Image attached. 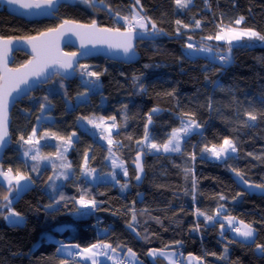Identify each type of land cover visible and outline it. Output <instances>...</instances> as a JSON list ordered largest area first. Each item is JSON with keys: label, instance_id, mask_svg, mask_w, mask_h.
<instances>
[{"label": "trees", "instance_id": "1", "mask_svg": "<svg viewBox=\"0 0 264 264\" xmlns=\"http://www.w3.org/2000/svg\"><path fill=\"white\" fill-rule=\"evenodd\" d=\"M95 1L82 4L67 0L50 20L26 21L5 8L0 11V37L12 40L38 35L65 19L82 24L95 20L100 27L124 30L119 17L130 16L134 7L150 17L158 30L150 33L149 24L147 38L136 44L140 59L134 64L103 58L80 64L99 73L101 89L90 94L87 102L70 110L66 107V100L73 101L87 90L82 85L85 76L79 75L78 67L76 78L66 81L55 76L14 105L10 143L0 170L12 168L15 174L19 169L31 177V184L14 198L15 190L9 192V187L0 183V264H61L62 260L85 264L75 257L60 256L59 243L45 241L47 233L61 243L82 248L99 242L121 251L132 249L145 264H167L162 258L149 259L154 249L196 257L203 264H264V255L256 249V244L264 245V197L246 194L233 180L236 169L249 184L264 186V42L228 46L207 39L222 27L250 28L264 34V0H191L186 8H179L175 0H140V5L135 0ZM241 16L243 23L235 25ZM196 21H200L199 27ZM189 43L220 52L228 50L229 56L219 54V61L189 59L183 53ZM65 50L74 51L69 47ZM222 55L226 61L220 59ZM28 60L25 53L15 52L10 66L18 68ZM53 82L52 91L47 92ZM42 103L50 105L45 115L51 120L40 125L39 133L65 138L77 135L68 153L73 177L60 187L65 199L59 204L55 203L59 197L45 191L53 171L44 168L34 174L32 162L21 155L24 142L20 137L27 139L32 133ZM248 112L257 119L250 120ZM150 114V140L157 144L167 142L172 130L189 119L185 114H190L202 130L184 140L177 153H149L141 143ZM111 117H115L117 127L112 148L128 169L127 180H122L127 185L123 193L111 183L92 185L80 177L85 153L89 169L108 167L107 149L78 127V119ZM225 138L235 144L234 155L220 161L203 156L205 147L219 146ZM45 151L53 153L54 148ZM140 152L145 154V175L136 186L130 163ZM82 189L97 201V206L86 216L75 218L73 214L79 210L75 199ZM5 195L12 201L11 208L23 218L21 225L6 223ZM197 209L214 217L219 210L221 219L230 215L250 224L254 242L237 240L224 221H207ZM221 223L225 228L221 229ZM61 227L65 229L60 231ZM39 240L41 243L34 248Z\"/></svg>", "mask_w": 264, "mask_h": 264}, {"label": "snow or ice", "instance_id": "2", "mask_svg": "<svg viewBox=\"0 0 264 264\" xmlns=\"http://www.w3.org/2000/svg\"><path fill=\"white\" fill-rule=\"evenodd\" d=\"M4 3L8 5H18L22 9H45L51 10L47 11L46 14H51L52 11L57 10L56 5L59 0H3ZM84 4H90V0H81ZM176 5L179 8H186L191 0H175ZM136 5H140V0H135ZM142 7V6H141ZM119 17V14H117ZM124 21V30L121 31L120 28H107L100 27L97 25V22L93 20L90 24H81L73 20L65 19L60 23L57 27L48 28L46 31L40 32L35 36L25 37L28 43L32 46V51L35 54L32 60H29L26 64L18 67V68H9L8 67V56L11 51L12 38L0 37V146L6 141V138L9 136L8 132V112L10 105V98L13 96V93H18L21 90V85H27L29 83V78H36L39 80L42 77H47V72L50 68L58 67V69H63L66 73L68 70L75 71V65L77 63L76 57L79 55L76 52L64 53L61 51L59 47V39L65 35L66 33H72L76 35L81 42V47L84 48L87 45H107L109 49H117L122 50L123 53L129 54L133 51V40L137 36V29L141 30L143 34H147L149 32V24L151 25L152 30H157V25L155 22L151 21L150 17H145L141 15L140 11H136L135 7L131 11L130 16L119 17ZM244 17L241 16L234 21V24L239 26L243 23ZM177 25L181 24V21H176ZM196 26H200V21H196ZM185 28L188 25H184ZM158 31V30H157ZM179 31V29H178ZM248 40H258L264 42V34L259 31L250 29V28H239V27H229L227 29L221 28L220 32L217 33L214 37L209 36L207 39L218 40V41H226L229 45L233 42L241 41L244 39ZM191 39V38H189ZM189 49L193 48V45L189 43L187 45ZM200 51H210L207 47H202ZM221 60H226L227 58L224 56L220 57ZM81 69V76H89L96 77L99 79V73L89 71L88 65H79ZM56 74H59L57 71ZM50 78V77H47ZM46 82V80H45ZM47 101V97L44 98ZM46 105L41 104L40 108L43 111ZM153 112L158 111L157 109H153ZM189 116V119L185 122L182 121V126L180 128H176L172 130L170 138L167 142L163 144H157L155 142L148 143L147 146L149 149H155L156 151H160L163 149L164 152H179L181 151V140L184 136H187L193 128H199L200 125L195 121V119L191 118L190 114H185ZM250 120H256L257 116L251 112L246 113ZM87 119V118H82ZM113 121L115 117H111ZM148 122H152L151 114L148 117ZM88 123L93 124L96 128H103V118H100V122L97 123L92 119L88 120ZM116 125L113 124L111 127L105 128L104 130L108 133V135L103 136V139L108 141L109 145L113 144V140L111 138V130ZM75 135V133H73ZM52 136L63 142L64 145H71L72 139L71 137H57L56 133L45 132L43 137ZM36 137V129L32 130V133L25 139L24 136L20 137V140L28 145H38L39 140L35 139ZM149 135L147 131V126L145 128V136L144 142H148ZM67 147L63 148L61 151V147H57V151L54 154H49L47 156H43L40 154L39 149L35 150V154L31 155V160L33 161H51V160H59L61 163L59 165L60 168L65 170L71 169V164L65 161L64 153L67 152ZM204 152L210 153L216 159H220L222 157H227L229 152L235 153L237 148L232 140L225 138L223 143L219 146L212 145L210 148L205 147L203 149ZM31 149L29 151L24 152V156L28 157L30 155ZM109 152H111V147L109 148ZM192 159H195V155L193 154ZM113 167L123 168L124 165L117 164L115 160H113ZM37 166H33V171H36ZM56 164L53 163V169L55 170ZM136 168L138 170L135 179L139 181L141 179L140 173L143 172L142 164L140 163V155H137L136 158ZM238 177L243 180L242 174L233 169ZM94 172V169H89L87 167V153H85V161L83 165V174L91 175ZM124 175L127 176V169H124ZM0 176L7 181L9 187V192L15 188L19 191L22 187L23 182H30L31 177L21 172L19 169L16 170L15 174H13V169L8 168L7 171L0 170ZM63 177L67 180L69 177L67 172H60L59 175L55 176V179L58 180ZM115 178V177H113ZM49 181L51 182V186L55 191V180L53 177H49ZM243 183L247 184L248 181L244 180ZM195 185V181H193ZM122 188L127 187L126 184L121 185ZM264 187V186H257ZM59 194V193H58ZM65 197L63 194H59V200H56L55 203L59 204L60 201L64 200ZM75 199V198H74ZM220 199H224L223 196ZM3 200L5 204L3 207L8 209L9 215L6 216V219L13 224H18L23 218L17 212H15L11 208V201L8 195L3 196ZM75 203L78 204L81 208H96L97 201L94 198H89V193L86 190H81V195L78 199H75ZM49 208L53 207V205H49ZM197 214L205 217L207 221H213L215 219L212 215H206L204 212H201L197 209ZM221 213L218 210L216 215L219 216ZM133 220L136 219L135 215L132 217ZM224 220L227 221V226L231 228L239 237H242L245 241L253 238L254 229L250 224H245L243 221H238L239 226H233L234 222H237V218L233 216H224ZM131 227V225H129ZM221 229L225 228V224H220ZM254 242V241H253ZM73 249L76 251L73 252ZM112 248V245L107 243H94L88 247H81L78 244L75 245H64L61 244L57 249L58 253H66L69 257H80L85 264H98V260L96 259L99 256H106L107 250ZM257 251L264 255V245L256 244ZM128 252L131 253L133 257H135V253L132 252V249H128ZM157 254L163 256L165 253L162 250H151L149 252L150 256H156ZM111 259V257H108ZM169 259V264H174L171 260V256L167 257ZM192 259H198L196 257H192ZM61 264H69V261L62 260ZM75 264V261L72 262Z\"/></svg>", "mask_w": 264, "mask_h": 264}, {"label": "rangeland", "instance_id": "3", "mask_svg": "<svg viewBox=\"0 0 264 264\" xmlns=\"http://www.w3.org/2000/svg\"><path fill=\"white\" fill-rule=\"evenodd\" d=\"M69 1L71 3H82V4H84L83 2H81V0H69ZM92 2H93V4H96V1L95 0H92ZM122 25L124 26V21L122 22ZM225 29H227V28H225ZM137 30L138 31H141L139 29H137ZM214 41L216 43L224 44V45H228V46L241 45V44H244L245 41H250L253 44L254 43L257 44V43L260 42L258 40H248L246 38L244 40H241V41L233 42L231 45H229L226 41H222V40L221 41H218V40H215L214 39ZM192 45H193V48H191V49H189L187 46L183 49L184 55L187 58H189V59H194V58L202 57V58H206V59H208L210 61H214V60H218V55L219 54H226L227 56H229V51L228 50H226L225 52H220V51L215 50L214 48H212L210 46H206V45H194V44H192ZM202 47H207L208 49H210V51H200V49ZM82 65H86V64H82ZM78 71L81 72V69L79 68ZM79 75L81 76L80 73H79ZM83 80H84V82L82 81V85L84 87H86L87 90L83 94L76 95L74 97L73 101L66 100V107H67L68 110L74 108L79 103H85V102H87L89 100V95L90 94L96 93V92H98L101 89L100 82H99V80L96 79V77H89V76H86L85 75V77H83ZM53 86H54V82L53 83H50L47 92L52 91ZM61 86H63V85H61ZM45 105H46L45 109L43 111L41 110L40 117H39V119L37 120V122L34 125V128L36 129V137H35V139L39 140V144L38 145H28V144H25L24 143V147L22 148L23 151L21 152V155H22L23 159H25L26 161L32 162V163H30L32 169H33V166L34 165L37 166L36 171H33L34 174H38L44 168H49V169H51L53 171L51 177H53V179L55 180V191L53 190V187L51 186V182L50 181L45 186V191L51 197L57 198V197H59V194H60V191H59L60 187H62L66 183V181H68L69 179H71L73 177V170H72V168L70 170H65V169L60 168L59 165H60L61 162L59 160L33 161V160H31L30 157H31V155L35 154V150L37 148L39 149L40 154L43 155V156H47L49 154H53V156H54V154L57 151V147L58 146L61 147V151H63V148L64 147H67L68 150H67V152L64 153V156H65V161L69 163V161H68V153H69V151H70V149H71L74 141H76L77 135L76 134L75 135L72 134L70 136L71 139H72L71 145H64L62 141H60V140H58L56 138H53L52 136H48V137L41 138V137H43L44 132L43 133H39L40 125L43 122H49L51 120V117L50 116L45 115V112L50 109V105L49 104H45ZM88 120L89 119L79 118L78 121H77V125H78V127L82 131H85V132L89 133L95 140H97L98 142H100L102 145L105 146V148L107 149V155H106V159H105V164L108 167V169H105V170L95 169L94 172L91 173V175H84L83 174V165H84V162H83V165H82V168H81L80 177L82 179L86 180L87 182H89L92 185H96V184H99V183H111L112 185H114L116 187H119L120 192L123 193L125 191L126 187L125 188H122L121 185L124 184L123 181H126L127 178H128V175L127 176L124 175V169H127V167H126V164L120 159V157L117 156L116 153H114L113 148H112V145L115 144L112 136L116 133L117 127L115 126L111 130V138L113 140V144L112 145H109L108 144V141L106 139H103L102 138L103 136L108 135V133L104 129L105 128H108V127H111L113 124L116 125V123L112 119H108V120L103 119L104 127L103 128H96V127L93 126V124L88 123ZM92 120H94L97 123L100 122V119H98V118L92 119ZM187 120L188 119H184L183 121L186 122ZM181 126H182V123L179 126V128ZM149 130H150V123L148 122L147 131H148V135H149V140H148V142H144V139H143V141L141 143V148L143 150H145V151H147L149 153H164V154L177 153V152H167L166 153V152L163 151V149H161L160 151H156L155 149H149L148 146H147V144L148 143H152L151 140H150ZM201 130H202L201 126L199 128H193L192 131L187 136H184L182 138V140H181V147H182V143H183L184 140H186L192 134L200 133ZM48 147H53L54 148V152L53 153H47L45 151V149L48 148ZM110 147H111V152H109V148ZM29 149H31L30 155L28 157H25L24 156V152L25 151H29ZM234 154L235 153L229 152V154L227 155V157H229L231 155H234ZM203 156L205 158H207V159L214 160V161H220V160H222V159L225 158V157H222L220 159H216L215 157H213L208 152H203ZM113 160H115L117 164H121L122 163L124 165V167L123 168H120V167L114 168L113 167ZM53 163L56 164L55 170L53 169ZM64 171L67 172V175H68L69 178L67 180H65L63 177H61L60 179L56 180L55 179V176L56 175H59L60 172H64ZM127 172H128V169H127ZM113 177H115V178H113ZM1 180H2L3 183H5V184L8 185L7 181H5L2 176H0V181ZM30 184H31V182H23L22 187H21V189L19 191H17L16 189L13 188V190H15V192H13L14 198L18 197L21 193H23L24 191H26L30 187ZM11 203H12V201H11ZM78 207H79V210L73 214V216L75 218L84 217L88 213H90L91 211L94 210V208H87V209L86 208H81L79 205H78ZM8 215H9V213L7 214V216ZM6 223L7 224H13V223H11L9 221V219H6ZM21 224H22V222L20 224H18V225H21ZM15 225H17V224H15ZM69 227L72 228V226H69ZM227 228H228V226H227ZM59 229L61 231V230H64L65 227H61ZM235 235H237V234L235 233L234 236ZM44 236L46 238L45 239L46 242L59 243L58 248L60 247L61 244H64V245H73V244L61 243L56 237H54L53 235H51L49 233L45 234ZM253 239H254V235H253V238L252 239L247 240V241H252ZM40 243H41V240H39L35 244L34 248L38 247V245ZM165 252H167V251H165ZM169 253H170L171 256H174V257L177 255V253L174 252V251H171ZM58 254L60 256H64V255L66 257L68 256L66 253H58ZM165 254H167V253H165ZM108 257H111V259H109ZM148 257H149L150 260H154L156 256H150L148 254ZM96 259L98 260V264H124V263L125 264H130V260L131 259H134L135 260L134 261L135 263H133V264H145L142 261H140L136 257V255H135V257H133L131 255V253L128 252V250L121 251V250L115 249V251H112L111 249H109V250H107V255L106 256H99ZM174 264H186V263L181 261V263H175L174 262Z\"/></svg>", "mask_w": 264, "mask_h": 264}, {"label": "water", "instance_id": "4", "mask_svg": "<svg viewBox=\"0 0 264 264\" xmlns=\"http://www.w3.org/2000/svg\"><path fill=\"white\" fill-rule=\"evenodd\" d=\"M66 1L67 0H59L58 4L56 5L57 10L52 11L51 14H46L47 11H51V10L22 9L18 5H8L4 3L3 0H0V11H2L5 8L6 11L10 12L11 14L15 16L22 17L26 21H40L43 19L50 20V19L55 18V13L58 11L59 6L65 3ZM150 33H153V30H150ZM147 35L148 33L143 34L142 31L137 30V36L133 40V51L129 54L123 53L122 50L109 49L107 45H95V46L87 45L86 47L82 48L80 39L76 35L72 33H66L65 35H63L59 39V47L61 51L64 53H71L65 50L67 47H69L74 50L73 52H76L79 54L76 57L77 63L74 66L75 71L68 70V72L66 73L63 69H58V67L50 68L47 72V77H50V78L42 77L39 80H37L36 78L30 77L29 83L27 85H21V90L18 93H13V96L10 98L11 102L9 105V112H8L9 136L6 138V141L3 144V146H0V163L3 159L4 152L10 143V125H11L10 114L12 112L14 105L17 102H20L22 99L29 97L31 93L36 91L40 86L47 84L55 76H58L66 81L76 78L77 69L79 65L83 62H86V61H89L95 58H103L105 60L116 62V63H121L124 65H131V64L136 63L140 59V56L136 51V44L139 41L145 40L147 38ZM15 52L25 53L27 56H29V60H32L35 55L32 51L31 44L28 43L26 39L25 40H12L11 51L9 52V56H8V67L9 68H11L10 65L12 63V57ZM57 71H59V74H56ZM138 154L140 155V163L142 164V167H143L145 154L143 152H140ZM137 155L134 157L133 161L130 163V167L134 170L135 176L137 175V172H138L136 168ZM140 175H141V179L139 181H137L134 178V184L136 186H139L144 178V175H145L144 168H143V172L140 173ZM233 180L238 185V187L242 189L246 194L257 196V197H264V187H257L249 183L245 184L243 183L244 180H241V178L238 176H233Z\"/></svg>", "mask_w": 264, "mask_h": 264}, {"label": "crops", "instance_id": "5", "mask_svg": "<svg viewBox=\"0 0 264 264\" xmlns=\"http://www.w3.org/2000/svg\"><path fill=\"white\" fill-rule=\"evenodd\" d=\"M4 179V178H3ZM0 183L1 184H3L4 186H7V187H9L7 184H5V183H3L2 182V180L0 181ZM15 189V188H14ZM215 220L216 221H224L225 223H226V225H227V221H225L224 219H221L219 216H216L215 217ZM21 222H23V219L21 220ZM21 222H19L18 224H20ZM233 226H239V224H238V221L237 222H234V225ZM228 229H231V228H229L228 227ZM254 237H255V232H254ZM235 238L237 239V240H239V241H243V242H247V243H250V242H252V241H245V240H243L242 239V237H239L238 235H235ZM76 250L75 249H73V252H75ZM164 253H167V254H165V255H163V256H161V255H159V254H157L156 255V257L155 258H162V259H164L166 262H167V264H169V260H168V256H171L170 255V253L169 252H171V250H169V251H167V250H162ZM165 251H167V252H165ZM174 252H176V251H174ZM177 253V255L174 257V256H171V260L173 261V262H175V263H181V261L182 262H185L186 264H203V262L201 261V260H198V259H192V256H183V255H181L180 253H178V252H176ZM178 256V257H177ZM64 257H66L65 255H64ZM67 257H69V256H67ZM182 257V258H181ZM75 258H77L78 260H80L81 262H83V263H85L82 259H80V257H75ZM180 260L179 262H177V260ZM135 260L134 259H131L130 260V264H133V263H135L134 262ZM89 264H90V262H89Z\"/></svg>", "mask_w": 264, "mask_h": 264}, {"label": "built area", "instance_id": "6", "mask_svg": "<svg viewBox=\"0 0 264 264\" xmlns=\"http://www.w3.org/2000/svg\"><path fill=\"white\" fill-rule=\"evenodd\" d=\"M223 56V55H222ZM221 57V56H220ZM225 57V56H224ZM227 60V59H226ZM226 60H223V61H226ZM3 171H7L6 169H4ZM231 232V234L233 235L235 232L234 231H230ZM177 262H179V259L177 260ZM125 264V263H124Z\"/></svg>", "mask_w": 264, "mask_h": 264}]
</instances>
